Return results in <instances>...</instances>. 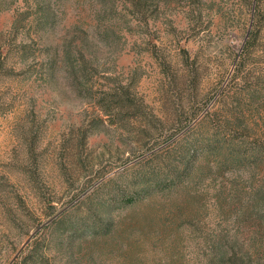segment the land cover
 I'll use <instances>...</instances> for the list:
<instances>
[{
	"label": "rangeland",
	"instance_id": "1",
	"mask_svg": "<svg viewBox=\"0 0 264 264\" xmlns=\"http://www.w3.org/2000/svg\"><path fill=\"white\" fill-rule=\"evenodd\" d=\"M264 264V0H0V264Z\"/></svg>",
	"mask_w": 264,
	"mask_h": 264
},
{
	"label": "trees",
	"instance_id": "2",
	"mask_svg": "<svg viewBox=\"0 0 264 264\" xmlns=\"http://www.w3.org/2000/svg\"><path fill=\"white\" fill-rule=\"evenodd\" d=\"M218 264H250V260L243 254L231 253L228 256V254L223 253L219 256Z\"/></svg>",
	"mask_w": 264,
	"mask_h": 264
}]
</instances>
